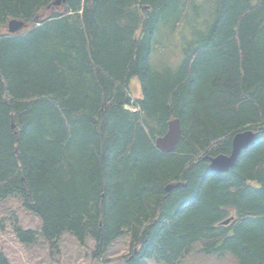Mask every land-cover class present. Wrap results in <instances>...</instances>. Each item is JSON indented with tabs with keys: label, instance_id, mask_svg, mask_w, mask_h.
<instances>
[{
	"label": "trees",
	"instance_id": "16d2710c",
	"mask_svg": "<svg viewBox=\"0 0 264 264\" xmlns=\"http://www.w3.org/2000/svg\"><path fill=\"white\" fill-rule=\"evenodd\" d=\"M55 1L0 0V201L38 214L51 249L69 231L104 261L126 235L123 264H182L197 246L264 264V0ZM246 130L234 167L212 171L204 157ZM14 231L26 247L40 233Z\"/></svg>",
	"mask_w": 264,
	"mask_h": 264
},
{
	"label": "rangeland",
	"instance_id": "374dc122",
	"mask_svg": "<svg viewBox=\"0 0 264 264\" xmlns=\"http://www.w3.org/2000/svg\"><path fill=\"white\" fill-rule=\"evenodd\" d=\"M179 55L180 53L172 54L169 62L176 63ZM130 92L134 98L140 96V83L137 78L131 82ZM41 221L38 214L25 210L22 200L17 197L0 201V224L4 225L0 228V250L6 253L11 264H123L121 256L129 252L128 238L123 235L110 246L108 253L103 257L104 261L99 260L93 257L95 243L92 237H88L85 243H82L69 231L62 234L59 246L51 249L41 234ZM15 225L39 230L38 241L31 247L23 245L16 237ZM182 264H238V262L230 254L222 258L204 255L200 252V246H197Z\"/></svg>",
	"mask_w": 264,
	"mask_h": 264
},
{
	"label": "water",
	"instance_id": "95a60500",
	"mask_svg": "<svg viewBox=\"0 0 264 264\" xmlns=\"http://www.w3.org/2000/svg\"><path fill=\"white\" fill-rule=\"evenodd\" d=\"M62 0H56L55 4L60 5ZM28 28V24L24 21L12 19L8 24V31L11 34L20 33L24 29ZM256 133L252 130H246L237 133L232 141V150L229 154H220L215 157H205L210 161L209 168L212 171L224 172L234 167L242 150L246 149L254 140ZM182 137L181 121L178 118H174L168 123L167 132L156 139L157 147L165 152L169 153L175 149ZM181 183L170 184L166 187L167 191H171L179 187ZM230 219L223 221V224H228Z\"/></svg>",
	"mask_w": 264,
	"mask_h": 264
},
{
	"label": "bare ground",
	"instance_id": "6f19581e",
	"mask_svg": "<svg viewBox=\"0 0 264 264\" xmlns=\"http://www.w3.org/2000/svg\"><path fill=\"white\" fill-rule=\"evenodd\" d=\"M172 120V119H171ZM162 136V135H161ZM209 156V155H208ZM205 158V157H204Z\"/></svg>",
	"mask_w": 264,
	"mask_h": 264
}]
</instances>
